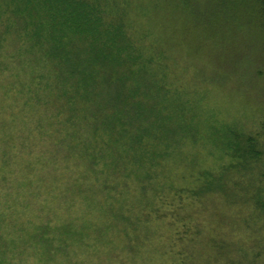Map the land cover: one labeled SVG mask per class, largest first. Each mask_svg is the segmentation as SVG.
Returning a JSON list of instances; mask_svg holds the SVG:
<instances>
[{"label": "trees", "instance_id": "trees-1", "mask_svg": "<svg viewBox=\"0 0 264 264\" xmlns=\"http://www.w3.org/2000/svg\"><path fill=\"white\" fill-rule=\"evenodd\" d=\"M154 1L0 0V264H76L84 221L107 264H264V119L216 123ZM26 167L49 203L10 198Z\"/></svg>", "mask_w": 264, "mask_h": 264}, {"label": "rangeland", "instance_id": "rangeland-1", "mask_svg": "<svg viewBox=\"0 0 264 264\" xmlns=\"http://www.w3.org/2000/svg\"><path fill=\"white\" fill-rule=\"evenodd\" d=\"M252 2L155 0L150 7L161 22L159 34L166 53L163 63L171 66L172 74L181 84L191 81L202 88L207 103L219 114L216 123L223 119L240 123L264 119V38L255 25L257 15ZM24 159L18 154L14 163ZM32 172L31 167H26L23 177L14 178L7 184L10 198L21 196L18 198L26 199V190L30 186V190L42 189L36 203H49L50 196L46 195V189L43 190L48 181L36 185L37 180L31 181L35 170ZM9 178L7 175V180ZM16 183H20L21 190ZM5 206L7 208V204ZM22 213L28 216L26 211ZM84 226L82 244L85 249L77 248L71 260L78 259L74 261L76 264H107L111 259H106L98 250L104 251L107 236L116 226H106L98 221H84ZM109 247L113 255L117 249L113 245ZM83 252L87 256H83ZM134 262L144 263L131 258L124 264Z\"/></svg>", "mask_w": 264, "mask_h": 264}]
</instances>
